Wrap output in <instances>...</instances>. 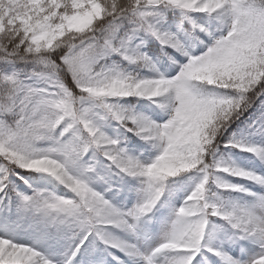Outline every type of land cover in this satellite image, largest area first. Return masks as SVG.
I'll return each instance as SVG.
<instances>
[{"label":"snow or ice","instance_id":"obj_1","mask_svg":"<svg viewBox=\"0 0 264 264\" xmlns=\"http://www.w3.org/2000/svg\"><path fill=\"white\" fill-rule=\"evenodd\" d=\"M0 264H264V0H0Z\"/></svg>","mask_w":264,"mask_h":264}]
</instances>
